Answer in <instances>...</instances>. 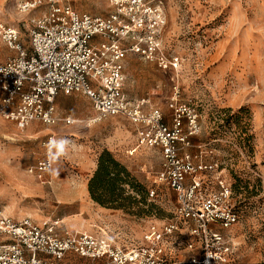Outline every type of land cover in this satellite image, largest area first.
<instances>
[{
	"label": "rangeland",
	"instance_id": "obj_1",
	"mask_svg": "<svg viewBox=\"0 0 264 264\" xmlns=\"http://www.w3.org/2000/svg\"><path fill=\"white\" fill-rule=\"evenodd\" d=\"M80 13L105 17L109 0H69ZM166 14L163 40L181 59L177 73L156 65L127 61L125 92L130 98L151 100L171 121L169 103L178 87L181 100L198 113L199 134L192 137L191 154L218 169L204 174V193L217 189V178L230 184L239 223L225 236L231 248L226 264H264V0H152ZM19 0H0V23L22 28ZM36 14H32L34 16ZM26 22V21H25ZM27 48V37H23ZM0 40V63L13 56ZM58 111L76 123L25 130L0 117V210L16 220L42 225L53 222L61 233H89L116 245L142 244L151 224L176 216L177 199L164 184L154 182L161 169L157 149L139 147L135 129L120 118L95 117L82 95H60ZM260 120V130L256 126ZM50 136L53 168L47 182L29 169L43 159ZM104 151L110 152L145 190L126 187L137 200L132 209L101 206L89 193L90 179ZM221 174V175H220ZM154 190L155 196H147ZM5 238L0 236V246ZM179 241V240H178ZM177 262V260H176Z\"/></svg>",
	"mask_w": 264,
	"mask_h": 264
},
{
	"label": "built area",
	"instance_id": "obj_2",
	"mask_svg": "<svg viewBox=\"0 0 264 264\" xmlns=\"http://www.w3.org/2000/svg\"><path fill=\"white\" fill-rule=\"evenodd\" d=\"M109 6V15L97 17L78 12L69 0H19L17 13L30 24L0 23V40L14 54L0 63V117L21 130L34 123L71 126L76 120L59 113L57 98L84 96L96 114L91 125L106 118L126 120L139 147L161 152L154 182L176 195V216L149 225L142 244L128 247L89 233L63 234L53 222L16 221L0 210L5 238L0 264H226L231 248L225 234L239 223V215L222 176L216 190L204 193V174L218 164L188 152L200 132L197 111L181 100L178 87L169 103L170 122L150 99L125 92L131 57L164 73L180 69V57L162 37L165 11L152 0H109ZM56 145L50 136L43 159L29 169L40 181L47 182L52 171Z\"/></svg>",
	"mask_w": 264,
	"mask_h": 264
},
{
	"label": "trees",
	"instance_id": "obj_3",
	"mask_svg": "<svg viewBox=\"0 0 264 264\" xmlns=\"http://www.w3.org/2000/svg\"><path fill=\"white\" fill-rule=\"evenodd\" d=\"M126 187L138 189L143 195L138 202L146 204L147 197L143 187L110 152L104 151L99 157L97 170L89 181L88 190L91 198L101 206L110 209H132L137 200L127 194ZM149 192L150 190L147 196Z\"/></svg>",
	"mask_w": 264,
	"mask_h": 264
},
{
	"label": "crops",
	"instance_id": "obj_4",
	"mask_svg": "<svg viewBox=\"0 0 264 264\" xmlns=\"http://www.w3.org/2000/svg\"><path fill=\"white\" fill-rule=\"evenodd\" d=\"M134 58L140 60V59L137 58V57H131V58L129 59V61L134 60ZM129 61H128V62H129ZM128 62L126 63V69H127ZM260 125H261V124H260V120H259L258 118H256V126H257V129H259V130H260Z\"/></svg>",
	"mask_w": 264,
	"mask_h": 264
}]
</instances>
